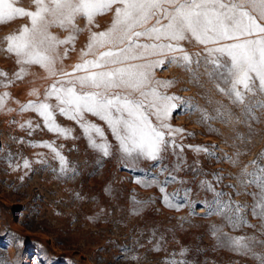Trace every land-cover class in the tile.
<instances>
[{"label":"rangeland","instance_id":"374dc122","mask_svg":"<svg viewBox=\"0 0 264 264\" xmlns=\"http://www.w3.org/2000/svg\"><path fill=\"white\" fill-rule=\"evenodd\" d=\"M13 2L35 10L34 0ZM117 6L96 15L91 24L78 15L74 25L79 31L50 25L49 32L60 40L75 37L57 47L55 75L39 65L18 64L7 51L6 37L30 26L28 17L0 22V72L6 74L0 75V264H261L264 217L257 207L261 189L250 182L256 177L249 175H260L259 168H264V91L258 79L252 83L253 91H245L244 104L233 103L217 88L229 87L227 69L211 63L218 54L206 52V46L190 35L180 41L193 58L191 68L164 58L163 66L152 71L154 80L173 82L162 92L180 98L172 101L178 107L167 122L184 130L175 134L176 145L183 148L170 144L155 161L125 158L107 122L84 112L83 122L103 129V139L95 133L92 139L110 146L104 155L80 123L60 113L54 96L45 99L62 73H72L75 65L107 50L95 48L82 55L91 33L111 27ZM257 22L264 24L259 18ZM140 42L151 43L143 37ZM221 63H229L226 56ZM29 101L50 104L55 123L70 130L67 137L49 131L36 111L24 107ZM217 109L222 116H217ZM201 110L210 118L205 119ZM151 119L156 123L154 116ZM53 148L65 158L66 171ZM218 193L233 208L239 205L246 223L233 227L225 215L215 212ZM227 237L247 238L252 250H235Z\"/></svg>","mask_w":264,"mask_h":264},{"label":"snow or ice","instance_id":"6c2138e0","mask_svg":"<svg viewBox=\"0 0 264 264\" xmlns=\"http://www.w3.org/2000/svg\"><path fill=\"white\" fill-rule=\"evenodd\" d=\"M34 4L33 11L16 7L13 0H0V22L15 16L30 19V26L24 25L18 34L6 37L7 51L17 57L18 64L39 65L52 75L56 74L57 47L74 41L75 37L69 35L60 40L49 32L50 25L58 23L61 27L79 31L74 25L78 15L84 16L91 24L96 15L118 5L111 27L103 32L91 33L87 50H82V55H88L95 48L107 50L100 52L96 59H86L75 65L72 73H62L45 95V99L55 97L60 113L80 123L92 144L104 155L109 154L110 146L107 143L97 144L92 139L93 133L103 139V129L83 122L84 112L107 122L125 158L134 161L143 157L155 161L170 144L182 150L183 146L175 143V134L184 130L173 128L167 122L171 111L178 107L172 101L180 98L162 92V88L170 87L173 82L154 80L152 70L162 67L164 58L190 69L193 58L179 43L189 35L205 45L209 54H218L211 63L217 68L227 69L225 79L229 87L217 85V88L233 103L244 104L245 91H253L254 79L259 80L260 90L264 91V24L257 22V18L264 20V0H34ZM153 17L156 18L155 24L144 27ZM162 20L166 22L162 23ZM254 33L260 38L249 39ZM141 37L151 43H141ZM209 44L220 46L207 47ZM67 51L65 49V55ZM149 56L161 59L150 60L147 59ZM225 56L229 63L222 64L221 57ZM80 71L84 74L75 75ZM0 75L6 74L0 72ZM115 89L125 91H111ZM133 93H138V96ZM24 107L36 111L49 131L66 137L69 134V129L55 123L50 104L29 101ZM201 111L205 119L210 118L205 110ZM216 112L217 116L223 115L220 109ZM153 116L156 123L151 119ZM42 143L51 147L47 142ZM196 148L208 151L201 146ZM53 151L59 157L61 170L66 171L65 158L56 149L53 148ZM252 163L257 164L256 161ZM28 166L25 160L24 167ZM244 171L247 172L246 169ZM259 173L249 175L256 177L250 182L261 189L257 207L258 214L264 217V168H259ZM222 195L217 194L215 212L225 215L233 227L246 223L240 215L239 205L233 208L230 202L219 199ZM165 199L168 197L165 196ZM180 206L176 205L177 208ZM257 207L253 209L254 214H257ZM227 242L235 250H252L250 241L245 237H227ZM260 259L264 264V258Z\"/></svg>","mask_w":264,"mask_h":264}]
</instances>
